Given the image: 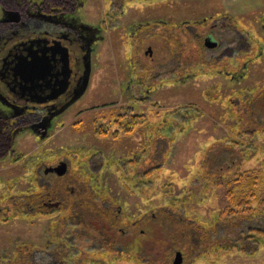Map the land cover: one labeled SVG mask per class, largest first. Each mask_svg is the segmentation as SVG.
I'll use <instances>...</instances> for the list:
<instances>
[{
  "label": "rangeland",
  "instance_id": "374dc122",
  "mask_svg": "<svg viewBox=\"0 0 264 264\" xmlns=\"http://www.w3.org/2000/svg\"><path fill=\"white\" fill-rule=\"evenodd\" d=\"M167 2L174 4L170 12L180 4L181 20L199 21L212 14L245 25L241 37L235 33L238 27L234 34L230 31L226 44L227 61L236 68L245 63L244 76L221 74L216 64L210 68L212 53L198 59L192 39L182 36L181 60L179 55L167 57L172 59L163 69L165 78L147 102L133 104L135 120L125 129L126 110L112 92L116 74L131 71L130 31L125 27L146 13L137 8L148 3L135 0L116 15L108 11L106 0H85L80 18L97 24L105 16L109 25L96 45L88 91L55 122L49 137L22 132L13 153L0 160V264H174L177 252L182 253L181 264H264V0H198L197 9L208 5L204 13L195 12L193 1ZM205 31L200 28L197 36ZM150 43L158 51L169 42L159 37ZM247 48L250 52H239L238 61L236 51ZM177 62L182 75L188 74L180 82L172 71ZM131 96L125 92L121 99L130 101ZM66 156L82 179L77 187L87 196L80 216L71 219L64 209L47 212L31 200L42 191L35 167ZM241 195L252 201L245 217L232 205V198ZM110 209L123 230L108 228L101 234L97 230L109 223ZM175 213H182L189 228H199V233L182 232L194 248H176L182 236L173 225L184 224ZM88 224L92 237L76 234L88 235L76 229ZM65 230L75 231L76 243L71 238L67 248L59 245L60 253L41 249L59 241ZM132 234L143 240L133 250L127 242Z\"/></svg>",
  "mask_w": 264,
  "mask_h": 264
},
{
  "label": "flooded vegetation",
  "instance_id": "af4514ba",
  "mask_svg": "<svg viewBox=\"0 0 264 264\" xmlns=\"http://www.w3.org/2000/svg\"><path fill=\"white\" fill-rule=\"evenodd\" d=\"M106 1L109 2L108 11L112 14V12L121 13L128 8L130 2L135 0ZM142 1L148 4L137 9L146 10V13L142 14V17L134 18L125 27L130 31L128 42L131 51L128 64L131 71L125 75L116 74V86L112 92L117 94L118 101L124 105L121 108L126 110L125 129L130 128L134 120L131 109L138 102H147L155 86L160 85L159 82L165 78L162 74L164 67L169 66L170 60L175 59L176 55H179L178 61L181 60L178 47L182 48V36L192 39L195 50L192 49L196 51L198 59L203 53L211 52L209 60L212 61L207 65L210 68H214V64L222 67L221 74L242 78L244 74L241 72L246 69L245 63L241 68L234 67L235 64L227 61L226 56L230 52V48L226 46L230 31L233 33L232 30L238 27L235 33L241 37L245 29L242 27L245 25L241 26L239 22L235 25V20L225 21L227 17L214 19L212 14L204 16L199 21L181 20V13L178 10L180 4L176 5L177 10L171 13L169 8L174 4H170L167 0ZM188 1H193L195 12L204 13L202 10L208 6L197 9L198 3L195 2L198 0ZM84 5L85 0H0V160L13 153L14 142L22 132L32 131L42 138L49 137L55 122L77 104L88 91L95 70L93 55L96 52V45L104 40L102 33L109 28V25L105 16L97 24L82 20L79 13ZM107 14L111 17L109 13ZM185 17L187 19L188 16ZM200 28L206 30L204 38L197 36ZM181 29H185L183 35ZM159 37L169 43L162 48L159 47L157 51V47L150 43V39ZM198 37L203 38V43L199 42ZM210 37L215 41V47L207 46ZM237 39V42H240V39ZM246 44L250 46L251 43L247 41ZM248 48L236 51L238 61L241 60L238 53H244L246 50L250 52L251 49ZM216 52L218 54L215 56ZM170 55L172 58L166 60ZM182 55L187 56L186 52ZM213 60L217 62L214 63ZM27 66H33V79L26 74V77L21 75L27 71ZM181 69L180 64L172 69L178 75L174 80L179 82L188 76V74L183 76L181 71L184 69ZM34 70L40 74H36ZM125 77L128 78L126 85L123 80ZM125 92L132 94V100L121 99ZM142 122L149 121L143 118ZM72 164L71 159L66 156L51 165H37L35 179L42 191L31 197L35 203H41L47 212L59 209L68 211L70 219L75 215L80 216L81 210L87 204L86 192L80 189L81 185L77 187L78 184H83L82 179L72 171ZM76 229L88 234L76 233L81 237H92L91 230H87L85 226ZM64 232L67 231L63 233L60 231L59 241L50 242V246L41 249L45 251L49 249L47 253L50 254L60 253L62 248L59 245L67 248L66 244L71 238L74 240L73 243H76L73 234L75 231ZM19 249V254L24 252Z\"/></svg>",
  "mask_w": 264,
  "mask_h": 264
},
{
  "label": "trees",
  "instance_id": "16d2710c",
  "mask_svg": "<svg viewBox=\"0 0 264 264\" xmlns=\"http://www.w3.org/2000/svg\"><path fill=\"white\" fill-rule=\"evenodd\" d=\"M135 120V119H134ZM134 122H132V124H133ZM239 180H242V178L241 179H239ZM252 193H253V191H252ZM252 195H254V194H252ZM233 200H232V205L234 206V207H236V208H238L239 210H241L242 211V214H244V217L246 216L245 214H247V212H248V210L250 209V206L252 205V201H251V198H247V197H245V196H237V197H234V198H232ZM90 205V204H89ZM90 206H92V210H93V206L94 205H90ZM97 212L98 211H100V210H96ZM109 212H110V214H109ZM234 212V210H231L230 211V215H234L235 213H233ZM107 214H108V218H107V220H108V224H106L105 225V227H106V229H105V227H102V228H100L101 229V231H106V230H108V228L110 229V230H113V232H114V230L115 229H117V230H119V229H121L122 228V225H123V223H122V221H120L119 220V218L117 217V214L116 213H114V211H113V209H110V210H108V212H107ZM176 214V213H175ZM177 216H178V218L179 219H177L176 218V220H180L184 225H182L181 223H176V225L174 224L173 225V228L174 229H176V231H178L180 234H181V236H182V232H184V233H186L187 231H188V233H191L190 231H191V229H193L194 231H196V232H198L199 233V228H197V227H195V225L194 226H192L191 228H189V226H187V223H185L186 222V220H185V218H183V215H182V213H177L176 214ZM175 220V221H176ZM104 222V221H103ZM192 225V224H191ZM83 227V226H82ZM187 227V228H186ZM87 230H92L91 229V227L89 226V224L87 225V228H86ZM190 229V230H189ZM121 230H123V229H121ZM192 230V231H193ZM98 232H101L100 230H97ZM207 232H208V230H207ZM111 233V232H110ZM197 233V234H198ZM140 234H141V232H140ZM93 236H94V233L92 234ZM141 236V235H140ZM183 237H185V239H186V236H182L181 237V241H179L178 239H179V237L178 238H176V240H178L179 241V243L177 242V241H175V239L173 238L172 239V244L174 245V246H176L175 244L176 243H178L177 244V246H176V248L177 247H183V248H188V249H192V248H194L195 247V244L194 243H190L189 242V244H188V242L186 243V241L183 239ZM194 240L196 241L198 238L196 237V235H194ZM187 239H189V235L187 236ZM209 239H206V241H208ZM128 248L129 249H135L136 247H140V245H141V243L143 242V240L141 239H139V236H137V235H133L132 234V238H131V240L129 239L128 241ZM115 243H117V242H115ZM181 243V244H180ZM179 245H181V246H179ZM33 264V263H32Z\"/></svg>",
  "mask_w": 264,
  "mask_h": 264
},
{
  "label": "water",
  "instance_id": "95a60500",
  "mask_svg": "<svg viewBox=\"0 0 264 264\" xmlns=\"http://www.w3.org/2000/svg\"><path fill=\"white\" fill-rule=\"evenodd\" d=\"M212 38L210 37L208 40V44H207V46L208 47H210V48H212V47H215V45H216V43H215V41H213V40H211ZM27 68V71H25V72H23V73H21V75L23 76V77H26L25 76V74L28 76V77H30V78H32L33 79V76H34V74H33V66H27L26 67ZM34 72H35V70H34ZM38 72H41L40 70H38ZM36 74H40V73H37V72H35ZM21 76V77H22ZM24 81V80H23ZM26 84H28V82L27 81H24ZM182 260H183V257H182V253L181 252H177V257H176V260H175V262H174V264H181L182 263Z\"/></svg>",
  "mask_w": 264,
  "mask_h": 264
}]
</instances>
